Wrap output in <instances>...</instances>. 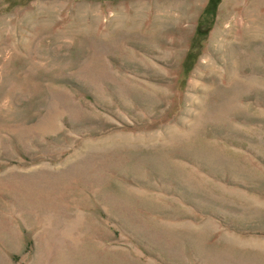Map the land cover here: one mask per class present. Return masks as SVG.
<instances>
[{"label":"rangeland","instance_id":"1","mask_svg":"<svg viewBox=\"0 0 264 264\" xmlns=\"http://www.w3.org/2000/svg\"><path fill=\"white\" fill-rule=\"evenodd\" d=\"M0 264H264V0H0Z\"/></svg>","mask_w":264,"mask_h":264}]
</instances>
